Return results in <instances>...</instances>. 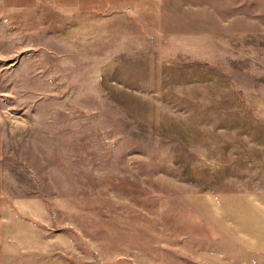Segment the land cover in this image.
Returning a JSON list of instances; mask_svg holds the SVG:
<instances>
[{
	"label": "rangeland",
	"instance_id": "374dc122",
	"mask_svg": "<svg viewBox=\"0 0 264 264\" xmlns=\"http://www.w3.org/2000/svg\"><path fill=\"white\" fill-rule=\"evenodd\" d=\"M0 264H264V0H0Z\"/></svg>",
	"mask_w": 264,
	"mask_h": 264
}]
</instances>
